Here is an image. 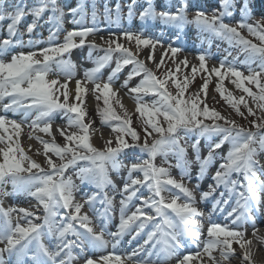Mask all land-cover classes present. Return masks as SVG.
Here are the masks:
<instances>
[{
    "label": "snow or ice",
    "instance_id": "1",
    "mask_svg": "<svg viewBox=\"0 0 264 264\" xmlns=\"http://www.w3.org/2000/svg\"><path fill=\"white\" fill-rule=\"evenodd\" d=\"M223 11H213L211 16L205 14L204 11L197 10L196 16L192 23H195L203 31L220 37L226 40L230 46L239 48L244 53L245 58L242 64L247 68L248 75L238 69L236 61L228 62L226 59L220 62V67L209 68L206 63V55L199 54L198 59L199 70L208 73L205 82L202 85L201 91L207 95L208 84L213 78L218 77L216 91L220 93L226 103L235 110V112L243 116L240 105L243 104L247 108L248 113L254 115L252 108L248 107L244 95L239 98L234 97L231 92L226 93L223 86L226 77H232L231 83L235 84L237 89L246 93L257 103V107L264 111V23L256 21L250 23L252 19L250 8L247 3L241 8V17L235 21V26L225 23L226 17L233 15L230 8L233 7V0H222ZM82 5L80 9H71L73 13L72 23L80 24V30L73 29L67 32L65 41L62 44L53 46L52 41L55 40V33L50 32L49 46L40 50L39 53L33 51L30 53H19L12 56L10 62H5L0 58V101L6 97L10 98L9 103L4 105L5 111L13 113L23 112L24 120L20 123L15 120H8L6 117H0V129L8 131L6 125H11L12 132L18 138L21 134V124L26 122L28 118L35 112V119L31 120L30 128L47 135H51L52 114L62 111L63 114L74 113L75 116H68V127L76 128L81 134L67 133L64 129L60 133L68 141V144L61 147L55 142V138L51 143L41 140L44 146L46 163L52 169L51 172H45L40 164L35 162L28 156L21 147L19 139L13 142L12 135L8 136L7 150L0 149L3 155V162H0V194L2 186L9 181L12 183L14 190L24 189L28 195L34 197L40 205L43 206L45 216L42 224H34L32 220H28L27 227H21L17 224L15 227L11 223V213L15 209H3L0 207V244L5 247L0 248V264H5L4 254L7 253L11 260L15 256V264H20L21 257L28 254L29 246L34 244V253L31 259L34 264H72L76 259L73 255V249L78 248L82 253L86 250V246L96 248L103 247L107 242L103 239L104 224L101 223V231L99 233L91 226L92 221L87 214L81 215L83 205L74 203V189L70 178L64 179V171L71 165H75L78 160L91 162V167H82L78 173L81 181L94 183L98 189H104L107 186L115 188L112 180L108 175L106 165H111L113 169L124 167L118 156L125 149H133L130 153L136 157L135 150L144 153L148 158L133 159L128 175L121 190L120 200V220L116 231L109 233L115 242L135 225L137 231L136 236H140L146 226L151 222V230L145 233L146 239L139 248L135 249L131 255L127 257L132 260L133 256L143 251L146 246L151 245L148 250V255L157 256L156 264H163V261L176 255L181 247H186L188 243L199 245L204 223L196 217H202L204 213L196 207V196L193 191L186 187L183 183L172 178L169 168L172 165L169 163V168L157 167L154 163L157 156H163L165 162L168 163L167 157L169 153L175 155L177 163L176 167L180 168L182 179L188 176L189 162L186 159V147L181 145V135L190 132H197L198 138L191 145L196 153V160L199 162V170L196 176L197 181L201 180L208 172L209 168L214 164H218L214 175L212 176L213 183L208 186L207 191L201 192V199L212 202V211L224 212V206L234 203V207L227 212L226 216L231 218V223L236 225V229H241L246 223L251 222L254 227L255 235V220L253 213H258L262 203V195H264V180L259 179L258 173L264 171V165H260L257 157L256 144L264 150V124H256L253 121V126L257 128L256 132L250 129H245L236 124L235 121L228 120L214 109L210 110L205 103L201 108L200 104L203 101L199 100V93L195 98L190 100L184 99V93L188 87V78H185L183 85L176 82L178 95L173 96L166 90V79H159L153 71L146 67L144 61L139 60L130 50L116 40L109 39L106 43L108 47L104 49V55L95 61L96 66L91 70L85 71V78L89 83L95 85V91L102 93L104 103L107 106L102 112L103 122L107 123L110 119L120 121L113 127L116 133L117 147H107L104 151H99L90 143V124L85 123L84 119L87 115L82 108L84 102V94L87 92L85 87L81 86V82L77 81L75 100L78 103L68 104L67 84L61 85L64 89V102H59V99L54 90V86L59 82L57 80L49 81L48 74L51 72L50 62L55 61L61 69L74 68L70 60L57 59L64 57L76 47L83 46L85 39L97 29L95 27H83ZM189 7L188 0H182V4L177 8L175 13L170 11L156 12L149 0L148 7L141 12V19L159 18L164 24L172 25L177 29L189 23L186 10ZM51 9L54 19L57 21L56 27L59 28V22L62 21L63 11L59 8L57 0H38L37 5L31 9V14L36 18L28 26L27 31L31 33L37 26V20ZM81 11L80 20L75 19L77 11ZM106 9V13H107ZM59 12V16L56 13ZM133 15V8L129 7L128 16ZM25 16V11L16 6L13 13H7L4 8V0H0V22L8 19L10 23L7 26L8 38L3 40L0 45V57L12 46L11 37L17 34V25ZM119 5H117V21H119ZM96 22V15L93 12V25ZM241 30H246L251 36H254L260 45L246 39ZM114 35V34H112ZM122 35L128 41H135L137 48L140 46L151 47L154 51L157 44L163 46L162 42L154 38H142L143 33L124 32ZM80 37V44L77 45L75 38ZM118 39V38H117ZM178 39V37H177ZM22 43V41H20ZM29 46H34V42L29 40ZM115 44V47L112 45ZM93 49L95 44L91 46ZM172 56L181 51L178 47L169 46ZM119 52L120 57L116 60L115 68L112 70L106 82L101 83V70L110 64L113 54ZM43 57V61L36 59V56ZM151 60L152 57L149 56ZM182 63L187 67V60ZM133 65L131 72L128 73V78L124 81L122 87H127L128 82L135 76L143 75L141 82L128 92L135 93L134 99L137 103L136 111L142 117H146L144 123L146 127L145 139L143 144H140V136L138 132L131 127L130 118L121 119L112 109L109 103L110 97H115L117 93L113 91V84L122 71L124 66ZM164 64V58L161 57L159 68ZM255 65V67H254ZM179 70V66H177ZM196 66L192 67L193 77L197 73ZM172 73L169 72L168 76ZM255 85L258 92H253L250 87L245 86V83ZM153 94L159 97V100L149 105L144 103L142 96ZM96 99H100L97 96ZM119 103V101H117ZM122 106V105H121ZM127 116V113H126ZM160 117L166 122L167 126L161 124ZM203 117L204 120L220 121L224 120L225 125L220 123L207 124L203 120L198 119ZM43 125V126H42ZM151 129L149 131L148 129ZM156 133L159 139L153 140L149 145L148 137ZM212 134H217L218 139L211 141ZM125 137H130L133 141L129 144ZM200 137L208 138L209 143L207 156L200 155ZM30 138H33L30 135ZM39 140V137H35ZM4 138L0 137V142ZM112 141H108L111 145ZM227 143L230 147L226 155H221L218 150L222 149ZM75 144V147L69 145ZM48 153H53L61 161H64L66 156L70 155V159L62 166L58 167L47 156ZM89 153V154H84ZM27 164V166H25ZM33 169L37 170V174H32ZM27 173V175H22ZM133 173H141L142 179L134 178ZM57 177L60 179L57 180ZM235 177V178H234ZM178 189L179 193H183L184 203H178L180 196L175 195V198L166 200L162 195L164 191H170L169 187ZM141 188L147 190L149 195L145 197L140 193ZM222 189V190H220ZM219 191L218 196H214ZM139 200V206H135V211L128 214L129 205L133 200ZM90 206L94 202L100 203L103 207L102 212L97 215L103 219H111L113 209V198L109 197L106 192L93 193L88 197ZM65 210L61 212L60 210ZM145 209H149L146 212ZM169 210L174 216H170ZM25 217L32 216L34 219H40L34 216L31 212H26ZM95 211V209H94ZM57 217L60 218V226L57 227ZM138 222V223H137ZM74 223L78 225L74 227ZM42 229L46 231H42ZM82 229L83 231H80ZM54 237L51 248L43 243V236ZM72 235L74 240H68L66 237ZM206 243L202 252H197L200 256L207 254L213 260V264H218L212 253L216 249L221 250V260H228L235 255L233 243L244 249L242 264L248 262L251 264V251L246 245H251L252 240H245V232L242 230H234L229 228L227 224L220 225L211 222L207 228ZM135 239V237H134ZM258 239H261L258 237ZM157 245L161 247L158 249ZM115 246V245H114ZM54 249V250H53ZM161 253H165L161 257ZM192 254H186L178 261V264H192ZM85 264H97V261H102L103 264H110L113 259L111 256H103L93 260L85 256ZM116 264H123L120 256L115 257ZM135 264H153L150 260L135 261Z\"/></svg>",
    "mask_w": 264,
    "mask_h": 264
},
{
    "label": "rangeland",
    "instance_id": "2",
    "mask_svg": "<svg viewBox=\"0 0 264 264\" xmlns=\"http://www.w3.org/2000/svg\"><path fill=\"white\" fill-rule=\"evenodd\" d=\"M66 1H68V0H66ZM136 1L137 0H74L73 6L66 5V6L62 7L60 5V0H57V4H58L59 8L64 13L62 21L59 22V28L56 27L57 21L54 19L53 13H52L51 9L49 8L37 20V24H40L39 27L33 29V31L31 33H29L27 31V26L34 19H36L31 14V9L35 5H37L38 0H32L31 4H29L28 0H26L25 2H23L22 0H20V1L19 0H4V8L6 9L7 13H13L16 10V6H20V8L25 11L24 18L17 25V34L15 36L11 37V40L13 43H12V46L10 48L19 49L18 54L19 53H25V54L30 53V52L23 51L24 49H28V50L30 49L32 51L39 53L40 50L49 46L50 32H54L55 37H56L55 40L51 42V44L53 46L64 43L65 37H66L68 31H71L73 29L80 30V28H81V25H79V24L75 25V26L71 25L72 20H73V13H72L71 9H74V8L80 9L81 5L83 6L82 7V13L84 16L83 23H85V25H83V27L96 26L95 28L97 29V31H108V30H115L118 28H122V29L126 28V30H127L128 28L135 26L136 28L142 27L145 31V29L148 27L147 23L150 22L149 20H151L153 18H145L142 20L141 19V12L145 8L148 7L149 0L147 1L148 3L144 2V1H140V3H136ZM157 1H160V2L162 1L165 3L167 2L169 5L181 6V4H182V0H169V2H168V0H150L151 5L155 9L156 12H161V11H157L158 7L155 5V3ZM198 1H199L200 5L202 3L206 2L205 0H198ZM210 1L214 3L213 4L214 10H216L218 12L223 11V8L221 6L222 0H210ZM240 1H242L241 5L239 3V0H233V7L230 8V11L233 12V15L230 17H226L224 20L225 23H229L231 26H235V21H230V18L237 16L238 19H240V17H241L240 10L244 6L245 3L248 4V6L250 8L251 16H252V19L249 22L254 23L256 21H260L261 23H264V17L256 15L254 12V10L256 9V5H258L259 3H262L264 5V0H240ZM117 5H119V17H120L119 21H117ZM130 6L133 8V15L129 21V17L127 14L129 12ZM106 9L108 10L107 13H106ZM93 12H95V15H96L95 25H93ZM170 12L175 13L176 10L175 11L170 10ZM190 14H196V12L186 13L187 16H189ZM206 15L211 16L212 14L208 13ZM56 16L57 17L59 16V12L56 13ZM80 17H81V11L78 10L77 13L75 14V19L80 20ZM127 17H128V19H127ZM5 20L8 22V24L10 23V21L8 19H5ZM25 20H28V23L24 22ZM153 20L156 23V25L158 24L157 22H161V20L158 17L153 19ZM188 21H189V23H187V25L188 24L192 25V23H190L191 20H188ZM8 24H4V23L2 24V22H0V45H2L3 40L5 38H8V33L4 35L2 32L3 29H7ZM194 25H196V24L194 23ZM189 30L191 31V29H188V30L185 29V32L189 31ZM241 34L246 39L251 40L253 43H255L257 45H260V42L254 36L249 35L246 30H241ZM142 38H148V37L142 36ZM76 39H80V38H78V37L75 38L76 44L79 45L80 41L76 40ZM122 39H124L126 41V38L123 35H122ZM29 40L34 42V46H29V43H28ZM20 41H22V43ZM88 42H90V40H87V41L85 40V43H88ZM199 43H202V44H201V46H199L200 48H198L199 53L197 54V58H192L191 54L185 55V53H183L182 51H179L176 54V56L173 57L172 53L170 51V53L164 57V64L161 65L159 68H157V65L152 64V61L149 64L147 61H145L144 59L141 58V56L139 54L140 48L139 49L137 48V45H135L134 40L130 41V43L127 44L125 47L129 48V50L138 59L144 61V63L151 66L153 73L159 79H161V80L166 79L167 82H166L165 87H166L167 92L170 93L171 95H173V96L178 95V89L176 88V82H179V83H181V85H183L185 78L187 77L189 82H188V87L186 88L185 93H184V97H183L184 99L190 100L192 98H195L196 94L199 93V100L203 101V103L200 104L201 108H203L204 104L206 103L210 110L214 109L215 111L219 112L222 116L226 117L228 120L235 121L237 125L244 127L245 129H250V130L256 129V127L253 126V123H252L253 121H255L256 124H264V111H261V109L257 107V103L254 102L251 97H249L246 93H243L240 89H237L235 84L231 83V80L234 78L226 77L224 79L223 86L226 89L225 94H227V92H231L233 94V96L237 97V98H239V96H241V95H244L245 100L247 101L248 107L252 108L254 115L249 114L247 108H245L244 105L241 104L240 109H241V112L244 113V115L240 116L235 112L234 109H232L226 103V101L222 98L220 93L216 91V86H217V82H218L219 78L215 77L214 74H213V78L210 80V82L208 84L207 95H205V93L203 91H201L202 85L204 84L205 78L207 77L208 73L199 70V63H200V61L198 59L199 54H205L206 55V57H207L206 63H207L208 67H209V65H211L212 67L219 68L220 62L222 60L226 59L228 62L236 61L238 69L243 71L245 73V75H248L247 68L242 64V61L245 58L244 53H242L239 50V48H234V47L230 46L226 40H224L220 37H216L207 31L205 32V34H203V36H201V38H199V40L196 42V45H199ZM103 46H105V48L108 47V45H106V44ZM112 46L115 47V45H112ZM164 49L167 50L166 47H164ZM184 55L187 58H189L191 61H193L195 63L194 66H196L198 69V71L194 77L192 74V67H190L188 65H187V67H185V65H182L177 61V58H179L180 56H184ZM36 59H40L41 61H43V57H41L40 55H37ZM57 59L68 60V59H70V56L66 53L64 55V57H57ZM10 60L11 59L5 60V62H10ZM49 66H50L51 70L61 72V75H59L60 83L54 86V90H58V91H56V95L59 99V102L63 103L64 99H65L64 95H62V93L64 92V89L61 88L60 86L67 84L68 104L78 103L75 100L76 95H71V93H70V86L76 81V79L75 80H69L68 79L69 75L72 72L71 68L61 69V67L55 61L50 62ZM177 66H179V70H178ZM254 67H255V65H254ZM132 68H133V65L130 64V66L128 68V73L131 72ZM169 72L172 73L171 76H168ZM127 78H124V76H120V73H119L114 84H113V90H114V85L116 83L124 84V81ZM47 79L49 81H51V80H55V77L52 75L50 77V75H48ZM142 79H143V76L141 78H139L138 76L133 77L128 82V85L125 88L128 91L129 88L137 86L141 82ZM245 86L250 87L253 92H258V89L255 87V85H250V84H247V82H246ZM86 89H87V92L84 94V97H83L84 102L82 104V108L87 113V115L85 116L84 122L90 124V130H89V132H90V143L92 144L93 147H95L99 151H104V150H106L107 145H106V147L104 146L105 148L100 147L98 145V143H96L93 136L95 134L107 135L109 137L110 141H112L111 145H109V146L117 147L116 133L113 131V127L118 125L120 123V121L110 119L107 123H104L101 112L107 106L104 103L102 93H98L95 91V85L94 84L88 86ZM130 95L133 97V102L131 100L132 106L134 107L133 113H130L123 106L121 100H119V98L117 96L110 97L109 103L111 104L112 109L115 111V113L119 117H121V119L130 118L131 127L134 128L138 132V134L140 136L139 142H140V144H143L144 139H145L144 128L146 127V124L144 123V121H145L146 117H142L140 115V113L136 111L137 103H136V100L134 99V96L136 94L131 93ZM97 96H100L99 100L96 99ZM142 98H143L144 103L149 104V105H151L155 101L159 100V97L155 96L153 94L143 95ZM89 100H92L93 104H94L93 110H91L90 114L88 113V111L86 110V107H85L86 102ZM117 101H119V103ZM126 113H127V116H126ZM198 119L203 120L204 123L210 122L211 124L212 123H220L221 125H225L224 120H220V121L204 120L203 117H199ZM160 120H161V124L166 127L167 124L163 120V117H160ZM94 124H97V126H98L97 132L91 131V126ZM225 126H227V125H225ZM67 129L70 131V133L81 134L79 132V130L74 128V127L73 128H67ZM148 130L151 131L150 128ZM180 135H181V141H180L181 145L185 146L186 150H187L186 156H196V153L191 146L196 140V138H195L196 136H194L193 132H190L187 134L181 132ZM38 137L50 140L49 143H51L53 140L50 136L38 134ZM218 138L219 137L217 134H212L211 141L214 142ZM125 139L128 141L129 144L133 143V141L131 140L130 137H125ZM155 139H159V136L156 133H153L152 136L148 137L149 145ZM199 139H200V144H199L200 155H201V157L207 156V155H203L201 145H202L203 139H204V141H209V140H208V138H205V137H200ZM55 142L57 144H59L61 147L68 144V141L64 138V136H62L59 139H55ZM69 146L75 147V144H72ZM229 147L223 148V149H226V151H228ZM255 147L257 148V153H258L257 157L260 156L264 160V150H261L259 148V144H256ZM207 150H208V148H207ZM33 151L34 152H32L30 155L31 159L34 160L35 162H38L41 165V167L44 169L45 172L52 171L51 168L46 163L47 157L45 155L43 144L37 143L35 146V149ZM219 151L220 150H218V152ZM219 153L221 154V152H219ZM84 154H87V153H84ZM47 156H50L52 161L57 166L61 165L63 163V161H61L53 153H48ZM142 156L148 158L146 154H142ZM70 158H71L70 155L66 156L64 163H66L67 160ZM167 160H168V163L165 162V158L163 156H157L155 158L154 163L157 167H165V168H169V163H170L172 165V167L169 168V171H170V173L174 172L176 175L173 176V178L177 179V167H175V165L177 163L176 157L172 153H169ZM258 161L261 163V165L264 164V161H261V159H258ZM80 162H84L85 164L79 165ZM25 166H27V164H25ZM91 166L92 165H91L90 161L80 160L79 162L76 163L77 169L75 168L76 170H74L70 175L67 172L68 168L64 171L63 178L64 179L70 178L72 180L73 184L76 185V182L78 181L77 178H79L78 173L80 172L81 168L82 167H91ZM217 166H218V164L214 163L209 168V170L205 174V176L209 175L212 178V176L214 175V173L216 171ZM106 167H107V165H106ZM198 170H199V162L197 160L193 161L192 163H190V165L188 167V174L198 173ZM33 172L37 173V170L33 169ZM137 176H140V179L143 178L141 173H137ZM58 179H60V177H57V180ZM85 182H87V181H83L82 183H85ZM180 182H182V181H180ZM168 187L170 190L175 189V188H172L170 186H168ZM163 193L165 194L166 197H172L170 191L166 190ZM203 235L205 236V238H208L206 236V233ZM233 244H235V243H233ZM218 250L219 249H216L212 253V256L215 257L218 264H220L222 262L225 264H231L227 261L221 260V257L218 256L219 255ZM205 255L208 256L207 254H205ZM114 258H115V256H114ZM208 264H213V260H212V263L208 262Z\"/></svg>",
    "mask_w": 264,
    "mask_h": 264
},
{
    "label": "bare ground",
    "instance_id": "3",
    "mask_svg": "<svg viewBox=\"0 0 264 264\" xmlns=\"http://www.w3.org/2000/svg\"><path fill=\"white\" fill-rule=\"evenodd\" d=\"M189 4H192L190 7L191 8H199V2L198 0H188ZM158 5L162 8H168L167 3L165 2H158ZM207 6V4H206ZM173 7V6H170ZM210 7H212L210 5ZM208 8V6H207ZM214 9V7H212ZM231 21H236L239 20L238 17H232L230 19ZM85 23H83L84 25ZM124 32H132V33H143V31L139 28L136 27H130L127 30L124 29H115V30H111V31H107V32H97L95 34V38L98 39L99 42H101L102 44H106L108 45L106 42L109 39H113L116 40L117 42L123 44L124 46H126L127 44L130 43V41H128L126 39V41L124 39H122V33ZM114 34V35H112ZM143 36L145 37L146 35L143 33ZM118 38V39H117ZM149 38H154L156 40H158L157 38H155L154 36L149 37ZM163 46H161L160 44H158L155 48V50L153 51L151 49V47H143L140 46V56L142 59H144L145 61H147L148 63H150L152 61V64L158 65V63L161 60V57H165L167 55V51L164 49V46L166 45L163 41H161ZM115 45V44H113ZM136 45V43H135ZM186 50H189L188 48H183ZM24 51H31L28 49H24ZM18 50L17 49H10L8 52H5L3 54L2 58L3 60H7L10 57H12L15 53H17ZM187 54H191L192 58H197V51H188ZM186 55V54H185ZM180 56L179 58H177V61L184 65L182 63V61H184L185 59L187 60V65L190 67L194 66V62L191 61L189 58H187L186 56ZM149 56L152 57V59H149ZM209 67L211 68L212 66L209 65ZM85 71L86 69H79L77 70V76H78V80H76L71 86H70V93L71 95H76V84L77 81L81 82V86L87 88L89 85V82L86 80L85 78ZM123 84L121 83H116L114 85V90L117 93V97L119 98V100H121L123 106L130 112L133 113L134 111V107L132 106L131 100L133 102V98L132 96L129 94V92L127 91V89L125 87H122ZM86 110L88 111V113L90 114L91 110H93L94 104L92 100H89L86 102L85 104ZM32 115H35V112L32 113ZM0 117H6L8 120H15L16 122L20 123L21 121L24 120V116H23V112H18L16 113L14 116L10 115V114H5V113H1L0 112ZM52 119V123H55L57 121H55L54 118ZM31 123L30 117L28 118V120L24 123L21 124V134L20 136L17 138L14 133L12 132V128L11 125H6V127L8 128V131L5 132L3 129H0V137H3L4 140L3 142H0V149L2 150H7L8 147V136L12 135V139L13 142L16 139H19L20 145L21 147L24 149L25 153L30 156L32 152H34L33 150L35 149V146L37 143H40V140L36 139L35 137H38V134H45L43 132H40L38 129L34 130L32 128L29 127ZM59 124L61 125L60 128L64 129L67 133H70V131L67 129L68 124H67V119L59 122ZM43 126V125H42ZM97 124H94L91 126V131L97 132ZM57 126L52 128L51 127V135L50 136L52 139L53 137L55 139H59L60 138V130ZM30 135L33 138H30ZM47 135V134H46ZM94 139L96 141V143H98V145L100 147H107L109 146L108 141L110 140L109 137L107 135H98L95 134ZM208 145V143H207ZM104 147V148H105ZM0 162H3V155L2 152H0ZM38 163V162H37ZM39 164V163H38ZM62 165H58V167H60ZM110 174H116L118 175L119 173H117L116 171H110ZM171 176L173 177L175 174L174 173H170ZM27 175V174H25ZM110 175V176H111ZM133 177L134 178H139L140 176H137V173H133ZM127 177L124 178H111L113 184L115 185V188H113L112 186H107L104 189H98L97 187H93V188H89L88 184H81L78 186H75L74 189V203H79L81 205H83L82 209H81V215H84L83 210L84 209H91L92 206L89 205L88 201V197L90 196V193L93 192V190H95L96 193L100 194L103 192H106L107 195L109 197H112L113 200H121L122 196H121V191L120 188H123L124 182L126 180ZM117 179V180H116ZM205 179V183L202 185V187L199 189L201 192L202 191H207L208 190V186L210 184L213 183V181L211 180V178H209L208 176L204 178ZM263 179H264V175H263ZM198 182L196 179V176H194V174H190L186 177V182H184L183 184L188 187L190 190H192V188L190 187V184L193 185L194 183ZM7 187H5L6 189ZM222 190V189H220ZM22 199H20V201L17 203L18 205H16V203L12 204L11 202H6L3 204V200L0 201V207H2L3 209L7 210V209H15V211H13L11 213V223L12 226L15 227L17 224H19L21 227H27V221L28 220H32L33 221H37L39 219H34L32 216L29 217H25V213L21 212L20 209H24L26 212H31L34 214V216H38L40 219H44L45 216V212L43 209V206L39 204V202L34 198L31 197L30 195H28V193L22 189ZM143 194L145 197H147L149 195V193L147 192L146 189L141 188L140 193L139 194ZM171 196L172 197H166L165 194L163 195L165 197L166 200H171L173 198H175V195H179L180 199L178 201V203H184L185 202V197L183 195V193H179L178 189H172L170 190ZM219 195V191L217 193L214 194V196H218ZM140 201L139 200H135L134 202H132V204L129 206L128 208V214L130 215L131 212L134 211L135 206H139ZM196 205L201 207L202 209H204L205 212L209 213V218L205 217L204 219L211 222H217L220 221V216L218 215L217 211L213 212L212 211V202L211 199L204 201L201 200L200 198L196 197ZM230 205H232V203H230ZM120 207V205H118ZM116 206V208L118 207ZM61 212H64L65 210L61 209ZM146 212H149V209H145ZM169 213L170 210H169ZM172 214V213H171ZM21 216V219H16L14 216ZM174 215V214H173ZM222 220V218H221ZM40 221V220H39ZM57 221H60V218L57 217ZM138 223V222H137ZM118 224H115L113 227V230H116ZM58 227V225H57ZM151 230V222L149 223V229L148 231ZM147 231V232H148ZM261 238V239H258ZM248 240H252V244L251 245H246L247 248L250 249L251 251V264H264V232H259L254 236H251V238L249 237ZM5 247L4 244H0V248ZM233 248L236 250L235 251V255L231 258V264H242V257H243V253H244V249H241L239 247V245L237 244H233ZM131 252V249H127L125 250L124 253L121 254V256L124 258L122 259L123 264H135V261H139V260H148L146 259V257H141V256H133L132 260H128L127 257L130 255L129 253ZM199 252V249H191L189 252H187L186 254H192L193 255V260H192V264H208V262L206 260L203 259L202 256H197L196 253ZM112 252L110 251L109 248L106 247H102L99 250L94 251L93 253V260H97V258L99 257H103V256H110ZM183 256L179 259L173 260V261H167V262H163V264H178V261L180 259H182ZM212 263V262H211ZM97 264H103L102 261H97ZM110 264H116L115 258H113L110 261ZM220 264H225V263H220ZM244 264H248V262H244Z\"/></svg>",
    "mask_w": 264,
    "mask_h": 264
}]
</instances>
